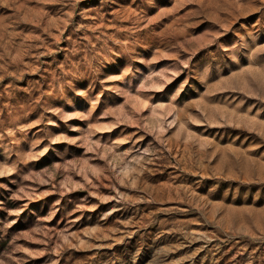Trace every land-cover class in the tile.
Masks as SVG:
<instances>
[{"label":"rangeland","instance_id":"rangeland-1","mask_svg":"<svg viewBox=\"0 0 264 264\" xmlns=\"http://www.w3.org/2000/svg\"><path fill=\"white\" fill-rule=\"evenodd\" d=\"M0 264H264V0H0Z\"/></svg>","mask_w":264,"mask_h":264}]
</instances>
